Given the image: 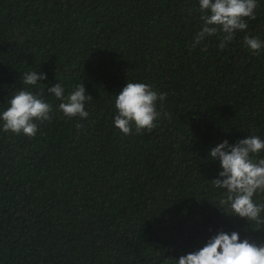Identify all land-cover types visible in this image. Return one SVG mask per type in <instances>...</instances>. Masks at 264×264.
Listing matches in <instances>:
<instances>
[{"label": "trees", "instance_id": "1", "mask_svg": "<svg viewBox=\"0 0 264 264\" xmlns=\"http://www.w3.org/2000/svg\"><path fill=\"white\" fill-rule=\"evenodd\" d=\"M257 3L226 47L217 35L193 48L198 0H0V112L22 89L53 107L34 138L0 130V264H176L220 231L264 243V224L223 213L209 158L264 140V48L243 43H264ZM29 71L47 74L39 88ZM127 82L167 94L150 133L114 126ZM58 83L66 96L84 83L87 119L58 111Z\"/></svg>", "mask_w": 264, "mask_h": 264}, {"label": "clouds", "instance_id": "2", "mask_svg": "<svg viewBox=\"0 0 264 264\" xmlns=\"http://www.w3.org/2000/svg\"><path fill=\"white\" fill-rule=\"evenodd\" d=\"M198 3L201 25L194 35L193 48L206 37L217 35L222 36L219 47L224 48L236 38L237 32L247 30L249 19H256L257 0H198ZM243 43L257 54L264 48V43L250 34L244 35ZM46 79V73L37 74L36 71L22 76L23 84L34 88H39L40 82ZM47 92L60 101L58 111L65 118H88L85 104L93 98L86 93L84 83L76 85L67 96L60 83L49 87ZM166 99V93H158L146 83L127 82L115 95V128L124 135L132 134L133 128L137 134L144 131L150 133L162 114L168 115L157 107L159 102L162 108ZM52 114L53 107L43 99L42 92L22 89L8 101L6 110L0 112V130L34 138L40 124L51 122ZM261 151H264V140L253 134L232 145L225 140L209 153V158L218 160L222 169L219 178L211 183L216 189L226 190L219 200V205L226 206L228 210L223 213L257 225L264 224L261 216L264 203L253 199L258 192L264 193V158L257 159ZM175 261L176 264H264V243L241 240L236 231L230 234L220 231L202 248Z\"/></svg>", "mask_w": 264, "mask_h": 264}]
</instances>
